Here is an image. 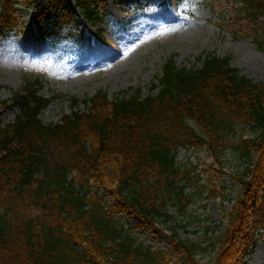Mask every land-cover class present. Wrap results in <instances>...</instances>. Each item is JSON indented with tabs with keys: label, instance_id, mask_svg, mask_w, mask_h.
I'll return each mask as SVG.
<instances>
[{
	"label": "trees",
	"instance_id": "obj_1",
	"mask_svg": "<svg viewBox=\"0 0 264 264\" xmlns=\"http://www.w3.org/2000/svg\"><path fill=\"white\" fill-rule=\"evenodd\" d=\"M38 1L0 0V37L22 31L18 11ZM43 1L36 24L71 18L60 8L69 1L86 25L105 12L104 0ZM228 1L255 37L264 36V0ZM41 84L35 78L0 99V114L17 108L0 127V264H201L199 256L211 253L210 264H250L254 235L264 230V82L240 74L228 57L206 55L196 68L169 57L146 94L71 97L72 107L86 108L54 124L39 117L51 100L38 92ZM246 123L257 131L252 138L237 133ZM183 147L205 149L220 167L231 147L235 165L226 174L239 189L234 196L207 189L208 198L232 202L212 241L183 239L170 227L171 249H153L115 216L155 226L170 216L168 202H192L191 168L176 161Z\"/></svg>",
	"mask_w": 264,
	"mask_h": 264
},
{
	"label": "rangeland",
	"instance_id": "obj_2",
	"mask_svg": "<svg viewBox=\"0 0 264 264\" xmlns=\"http://www.w3.org/2000/svg\"><path fill=\"white\" fill-rule=\"evenodd\" d=\"M102 19L86 25L72 2L60 8L71 18L58 21L46 18L36 24L39 0L29 9H20V32L0 37V99H8L27 81L42 80L39 93L51 98L42 110L44 124H54L63 114L84 110L79 103L72 107L71 97L89 98L105 92L109 99L123 97L140 88L146 94L166 59L172 57L179 67L196 68L206 55L228 57L229 64L254 82H264V36L253 35L251 24L240 16L228 0H104ZM49 33V34H46ZM17 108L0 114V127L11 121ZM252 138L257 131L250 123L238 129ZM256 155L252 156L254 163ZM224 167L217 165L205 149L183 147L176 161L191 168L192 180L185 192L192 202L181 208L176 200L167 203L169 217L155 226L143 225L127 213L115 221L144 245L170 250V227L187 240L212 241L225 226L224 213L232 202L208 198L207 189L224 187L234 196L238 185L226 172L235 161L232 148L224 151ZM71 174L70 176H72ZM204 185V189L199 186ZM108 204L109 194L99 191ZM208 238V239H206ZM210 255L199 256L201 264H210ZM250 264H264V230L256 232Z\"/></svg>",
	"mask_w": 264,
	"mask_h": 264
}]
</instances>
